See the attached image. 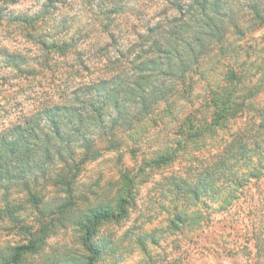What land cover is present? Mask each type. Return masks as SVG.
<instances>
[{"label": "clouds", "instance_id": "1", "mask_svg": "<svg viewBox=\"0 0 264 264\" xmlns=\"http://www.w3.org/2000/svg\"><path fill=\"white\" fill-rule=\"evenodd\" d=\"M0 264H264V0H0Z\"/></svg>", "mask_w": 264, "mask_h": 264}]
</instances>
